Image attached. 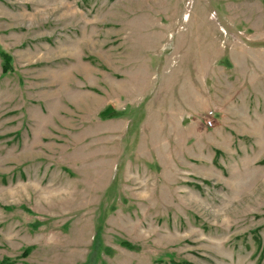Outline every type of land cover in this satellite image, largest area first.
<instances>
[{
	"label": "rangeland",
	"instance_id": "374dc122",
	"mask_svg": "<svg viewBox=\"0 0 264 264\" xmlns=\"http://www.w3.org/2000/svg\"><path fill=\"white\" fill-rule=\"evenodd\" d=\"M0 264H264V0H0Z\"/></svg>",
	"mask_w": 264,
	"mask_h": 264
},
{
	"label": "built area",
	"instance_id": "2783aa9c",
	"mask_svg": "<svg viewBox=\"0 0 264 264\" xmlns=\"http://www.w3.org/2000/svg\"><path fill=\"white\" fill-rule=\"evenodd\" d=\"M212 111H208L207 116H205V122L207 125H211L212 124Z\"/></svg>",
	"mask_w": 264,
	"mask_h": 264
},
{
	"label": "trees",
	"instance_id": "16d2710c",
	"mask_svg": "<svg viewBox=\"0 0 264 264\" xmlns=\"http://www.w3.org/2000/svg\"><path fill=\"white\" fill-rule=\"evenodd\" d=\"M3 56H4V61H5L6 64H7L8 61H9V56L6 55V54H3ZM3 71H4V72L7 71V67H6V65L3 67Z\"/></svg>",
	"mask_w": 264,
	"mask_h": 264
}]
</instances>
